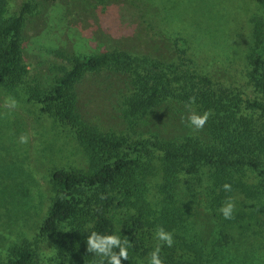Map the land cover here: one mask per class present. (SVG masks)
I'll return each mask as SVG.
<instances>
[{"label": "trees", "instance_id": "16d2710c", "mask_svg": "<svg viewBox=\"0 0 264 264\" xmlns=\"http://www.w3.org/2000/svg\"><path fill=\"white\" fill-rule=\"evenodd\" d=\"M11 1L0 0V87L8 91L24 84L22 29L31 9L19 0L17 14L7 15ZM249 11V53L222 75L184 57L51 51L64 64L57 83L27 86L28 101L74 132L86 165L51 174L35 237L12 244L0 264H47L39 251L48 240L62 264H264V0ZM89 78L108 94L113 130L79 112L78 86ZM160 108L167 114L145 137L137 123Z\"/></svg>", "mask_w": 264, "mask_h": 264}, {"label": "rangeland", "instance_id": "374dc122", "mask_svg": "<svg viewBox=\"0 0 264 264\" xmlns=\"http://www.w3.org/2000/svg\"><path fill=\"white\" fill-rule=\"evenodd\" d=\"M21 1L8 3L7 15L17 14ZM30 1L22 29L24 84L14 91L0 87V260L12 244L35 237L50 205L51 174L86 165L74 132L28 101L27 86L52 89L57 83L64 64L51 51L82 57L117 50L163 63L184 57L215 66L222 75L232 62H245L254 29L253 0ZM95 79L78 86L77 107L88 124L106 132L116 125L107 112L108 94ZM160 110L137 123L145 137L159 129L167 114ZM165 129L170 131V123ZM202 224L204 239L209 222ZM39 253L47 264H62L53 260L50 240Z\"/></svg>", "mask_w": 264, "mask_h": 264}]
</instances>
